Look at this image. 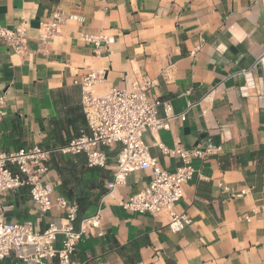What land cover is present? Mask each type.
<instances>
[{
	"label": "crops",
	"instance_id": "crops-1",
	"mask_svg": "<svg viewBox=\"0 0 264 264\" xmlns=\"http://www.w3.org/2000/svg\"><path fill=\"white\" fill-rule=\"evenodd\" d=\"M55 9L68 20L42 50L40 22ZM20 24L29 31V55L0 40V94L6 99L0 148L50 147L89 135L79 82L100 70L99 95L148 77L156 81L155 96L176 113L188 111L185 121L176 118L169 128L144 135L163 168L175 171L181 159L163 155L158 141L171 148H220L193 162L203 178L197 173L184 186L177 210L187 212L192 224L180 232L169 229L166 216L119 205L148 186L153 174L134 171L109 191L117 148L108 150L104 168H89L85 154L54 153L47 173L52 199L64 195L81 206L76 228L102 207L101 226L84 233L76 261L264 264V71L258 62L264 56V0H0V26ZM84 34H103L109 43L96 53ZM241 190L246 194L230 197ZM0 208L7 221L32 220L39 229L64 213L53 207L41 214L28 187L0 196ZM1 264L25 263L12 256Z\"/></svg>",
	"mask_w": 264,
	"mask_h": 264
},
{
	"label": "built area",
	"instance_id": "built-area-1",
	"mask_svg": "<svg viewBox=\"0 0 264 264\" xmlns=\"http://www.w3.org/2000/svg\"><path fill=\"white\" fill-rule=\"evenodd\" d=\"M67 20L65 12L55 9L40 22L38 39L42 50L50 46ZM83 39L94 45L96 53L103 44L107 46L109 43L103 34H84ZM0 40L17 54L24 56L31 53L27 45L29 31L25 24L12 29L0 26ZM258 62L264 71V56ZM103 80L104 71L100 70L91 71L79 82L82 87L81 103L91 131L89 135L75 136L65 145H36L14 151L0 148V196L28 187L41 214L50 212L53 207L64 212L45 229H39L32 220L7 221L4 209L0 208V264L12 256L25 264H81L74 259V254L82 236L87 232H98L101 226V204L94 215L83 218L76 228L79 204L64 195L52 199L54 185L47 181V173L54 153L85 154L89 168H104L108 163V150L117 148V166L112 180L106 184L109 191L124 184L127 176L134 171L150 169L153 174L148 186L127 199H121L119 205L141 214L166 216L172 232H180L192 224L191 216L178 211L177 204L184 196L185 184L197 173L199 178H203L193 165L194 160L215 156L220 148H184L180 145L171 148L158 141L157 146L163 155H178L181 159L175 171L163 168L158 158L150 153L144 135L149 131L169 128L176 118L185 121L188 111L176 113L169 102L155 96L153 89L156 81L152 78H139L130 89L113 86L99 95L95 86ZM5 106V96L0 94V125L5 116ZM161 109L163 114H160ZM245 194L246 190L230 192V197Z\"/></svg>",
	"mask_w": 264,
	"mask_h": 264
},
{
	"label": "trees",
	"instance_id": "trees-1",
	"mask_svg": "<svg viewBox=\"0 0 264 264\" xmlns=\"http://www.w3.org/2000/svg\"><path fill=\"white\" fill-rule=\"evenodd\" d=\"M80 135H81V134H80ZM76 136H79V135H76ZM74 137H75V136H74ZM71 139H72V138H71ZM71 139H70V140H71ZM70 140H69V141H70ZM69 141H68V142H69ZM68 142H67V143H68ZM67 143H65V144H67ZM65 144H63V145H65ZM80 210H81V206H80ZM80 210H79V211H80ZM79 213H80V212H79ZM80 217H81L80 214H78V219H81Z\"/></svg>",
	"mask_w": 264,
	"mask_h": 264
}]
</instances>
